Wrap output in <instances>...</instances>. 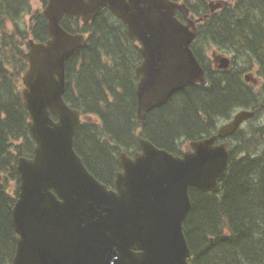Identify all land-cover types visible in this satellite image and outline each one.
I'll list each match as a JSON object with an SVG mask.
<instances>
[{"label": "water", "instance_id": "obj_1", "mask_svg": "<svg viewBox=\"0 0 264 264\" xmlns=\"http://www.w3.org/2000/svg\"><path fill=\"white\" fill-rule=\"evenodd\" d=\"M225 3L216 0L211 9ZM104 7L122 20L129 39L139 45V127L173 92L207 83L190 47L201 18L188 17L185 4L47 0L42 13L49 37L28 38L27 67L21 76L34 144L31 157L17 160L18 195L11 210L16 244L10 264H189L183 222L191 208L190 188L218 191L229 153L226 143L215 139L235 132L254 115L239 110L216 135L190 141L180 155L141 137L133 155L119 154L113 187L98 180L75 151L81 116L63 97L66 60L84 46L86 37L67 32L60 21L66 14L90 22Z\"/></svg>", "mask_w": 264, "mask_h": 264}, {"label": "trees", "instance_id": "obj_2", "mask_svg": "<svg viewBox=\"0 0 264 264\" xmlns=\"http://www.w3.org/2000/svg\"><path fill=\"white\" fill-rule=\"evenodd\" d=\"M182 1L196 16L209 13L207 0ZM28 7L29 0H0V29ZM34 25L32 36L46 39L40 12L34 15ZM61 25L68 32L86 34L84 46L66 61L63 97L87 117L75 129V151L107 186L114 183L119 154L139 150L140 137L181 154L183 145L211 135L215 123L235 108L252 105L257 110L264 102V81L254 94L233 71L218 79L208 75L206 85L190 84L173 92L165 104L148 112L139 128L135 67L141 56L122 21L104 8L89 23L63 16ZM204 37L217 48L234 52L233 47L238 55L250 58L247 64H258L264 79V0H235L210 13L198 27L197 39ZM9 64H14V71L7 69ZM26 66V52L17 43L2 46L0 37V264L11 263L16 244L11 210L18 195L17 159L31 157L33 151L17 85ZM255 132L260 133L256 140L234 135L217 192L190 189L191 208L183 222L189 264H264V147L258 148L264 145V128L256 127Z\"/></svg>", "mask_w": 264, "mask_h": 264}, {"label": "flooded vegetation", "instance_id": "obj_3", "mask_svg": "<svg viewBox=\"0 0 264 264\" xmlns=\"http://www.w3.org/2000/svg\"><path fill=\"white\" fill-rule=\"evenodd\" d=\"M46 2H47V0H41L43 7L45 6ZM191 13L194 15V13L192 11H191ZM176 14L180 15L178 10H176ZM31 17L33 20L34 19V13L30 16V19H31ZM30 28L32 30H36L34 24L31 25ZM192 45H194L195 49L194 48L193 49L196 50L195 52H197V54H198L197 58L201 62L202 66L205 70V75H206L207 81L209 80L208 75L212 76V78H214V79H218L221 77V75L223 73H228L230 71H233L231 74H234L235 77H237L240 80L242 77L243 83L247 87H250V89L252 90V92L254 94H255V92H256V94L258 92H260L259 88L261 86V83H260L259 77L255 76L253 74L252 68L248 69L249 68L248 66L242 67L241 64L238 63L237 58H236L237 53H235V52L229 53L225 48H217L216 46H213L212 44H208L206 42L205 37L202 39L201 38L197 39V34H196L195 39L192 42ZM226 57H228L227 58L228 61L225 59ZM224 59L226 60V63H225ZM225 64L228 66L224 67ZM250 65H251V63H250ZM253 82H255V84L257 83L258 85H256V86L253 85ZM262 91H263V88L261 90V93H262ZM258 107L260 108V110H259V108L257 110H255V108L252 105L239 106V107L235 108V110L232 113H230L228 118H223V120L220 124H218L217 122L215 123V130L213 131V133L210 136L216 135L218 132V128L221 125L228 123L232 119L233 114L236 111H238L242 108L250 109L251 111L254 112L253 117L248 118L245 121H243L241 123V125L239 126V128L235 132L229 134L225 138L216 137V139H215V142H217V143H226L228 149L232 148L234 135L236 133H240L239 132L240 128L244 123H246V121L253 119L257 125L256 127L264 128V102H259ZM203 117L205 118V116H203Z\"/></svg>", "mask_w": 264, "mask_h": 264}, {"label": "rangeland", "instance_id": "obj_4", "mask_svg": "<svg viewBox=\"0 0 264 264\" xmlns=\"http://www.w3.org/2000/svg\"><path fill=\"white\" fill-rule=\"evenodd\" d=\"M42 3L41 0H29V7L27 10H25L24 12H22L20 14V17L16 20V21H10L8 20L5 29L2 30L0 29V37H1V45L2 46H6L9 43H17L19 45V47L26 51L27 49V43L26 40L29 36H31L30 34V26L33 25V22H30V16L34 13L36 14L37 12H41L42 10ZM5 54L7 57L10 56V50L9 48L5 47L4 48ZM240 55H236L237 61L238 63H241L242 67H249L248 69L252 68V72L255 76H258L259 79H262V77L259 76L260 74V66L255 64V65H248L247 62L250 60V58H245L242 57ZM243 63V64H242ZM14 64L12 65H7V69L9 71H14ZM261 81H264V79H262ZM253 84L255 85V83L253 82ZM18 89L21 90L22 86V82L21 79H19L18 83ZM85 120V118H84ZM222 120V119H220ZM218 124L221 123V121L217 122ZM256 123L254 122L253 119H250L248 121H246V123H244L241 128H240V133L242 136H244V138H250L252 140H256V138L258 136H260V133L255 132V128H256ZM251 140V141H252ZM185 145H183L184 147ZM261 146V147H260ZM264 145H258V148H263Z\"/></svg>", "mask_w": 264, "mask_h": 264}, {"label": "bare ground", "instance_id": "obj_5", "mask_svg": "<svg viewBox=\"0 0 264 264\" xmlns=\"http://www.w3.org/2000/svg\"><path fill=\"white\" fill-rule=\"evenodd\" d=\"M232 49H233L234 52H235V48L232 47ZM254 99H255V98H254ZM255 102H256V101H254V103H255ZM254 103H252V104H254ZM255 104H256V103H255ZM259 110H260V108H259ZM215 122H216V121H215ZM211 134H212V133H211Z\"/></svg>", "mask_w": 264, "mask_h": 264}]
</instances>
